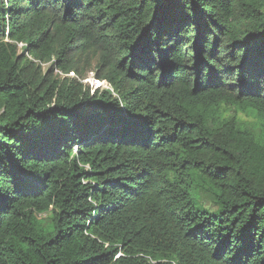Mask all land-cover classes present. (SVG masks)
<instances>
[{
	"label": "trees",
	"instance_id": "1",
	"mask_svg": "<svg viewBox=\"0 0 264 264\" xmlns=\"http://www.w3.org/2000/svg\"><path fill=\"white\" fill-rule=\"evenodd\" d=\"M0 264H264V0H0Z\"/></svg>",
	"mask_w": 264,
	"mask_h": 264
},
{
	"label": "rangeland",
	"instance_id": "2",
	"mask_svg": "<svg viewBox=\"0 0 264 264\" xmlns=\"http://www.w3.org/2000/svg\"><path fill=\"white\" fill-rule=\"evenodd\" d=\"M44 67H46L48 64H43ZM84 82H86V84L88 85V87L93 90L94 88L98 87V86H103V83L99 80H97L91 71H89L86 75V78L83 79ZM75 148V147H74ZM204 205L206 207H209L210 209H214L213 206L210 205L209 202H204Z\"/></svg>",
	"mask_w": 264,
	"mask_h": 264
}]
</instances>
